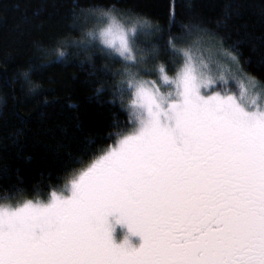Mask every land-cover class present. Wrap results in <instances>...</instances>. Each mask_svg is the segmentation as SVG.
I'll return each mask as SVG.
<instances>
[{
    "label": "snow or ice",
    "instance_id": "snow-or-ice-1",
    "mask_svg": "<svg viewBox=\"0 0 264 264\" xmlns=\"http://www.w3.org/2000/svg\"><path fill=\"white\" fill-rule=\"evenodd\" d=\"M95 11L86 36L126 69L156 55L138 46L148 20ZM199 44L169 38L171 76L126 70L132 127L66 192L0 204V264H264V85Z\"/></svg>",
    "mask_w": 264,
    "mask_h": 264
},
{
    "label": "trees",
    "instance_id": "trees-1",
    "mask_svg": "<svg viewBox=\"0 0 264 264\" xmlns=\"http://www.w3.org/2000/svg\"><path fill=\"white\" fill-rule=\"evenodd\" d=\"M113 5L152 25L138 46L156 55L139 68L126 69L86 36L98 27L95 10ZM201 34L264 85V0H0V204L62 193L130 129L126 70L156 80L155 67L164 63L171 76L169 38L183 46ZM25 71L38 85L34 92Z\"/></svg>",
    "mask_w": 264,
    "mask_h": 264
},
{
    "label": "rangeland",
    "instance_id": "rangeland-1",
    "mask_svg": "<svg viewBox=\"0 0 264 264\" xmlns=\"http://www.w3.org/2000/svg\"><path fill=\"white\" fill-rule=\"evenodd\" d=\"M202 36L199 38V39H195V40H199L200 41V44H199V47L205 51V52H208L210 54H212L219 63L223 64V70L225 71V73L227 72H233L235 71V69L233 70V65L230 61L227 60V58L223 55V54H219V53H224L225 51H221L220 49V46L218 44V42L215 40V38H212L211 36H209V34H201ZM202 38V39H201ZM190 38H187L185 39V42L187 43H191L192 41H195V40H190ZM200 53H197V55H199ZM115 55V54H114ZM116 57H118L117 55H115ZM119 59H121L120 57H118ZM122 60V59H121ZM123 61V60H122ZM125 62V61H123ZM126 63V62H125ZM232 87L234 89H237L238 88V85L235 84V82H232ZM131 127H132V124H131ZM130 127V129H131ZM129 129V130H130ZM119 136L117 137V139L115 140V142L109 146L107 149L104 150V152L106 150H108L110 147L114 146L118 140ZM90 165V164H89ZM88 165V166H89ZM87 166V167H88ZM80 173V172H79ZM78 173V174H79ZM78 174H76L72 179H74ZM71 179V180H72ZM70 180V181H71ZM70 181L64 186L63 188V192H66L67 188L66 186L70 183ZM50 200V199H49ZM49 200L45 201V202H48ZM26 202V201H25ZM24 203V202H23ZM21 203V204H23ZM19 204V205H21ZM3 205H10V204H3ZM19 205H16V206H19ZM13 207H15L14 205H11Z\"/></svg>",
    "mask_w": 264,
    "mask_h": 264
},
{
    "label": "clouds",
    "instance_id": "clouds-1",
    "mask_svg": "<svg viewBox=\"0 0 264 264\" xmlns=\"http://www.w3.org/2000/svg\"><path fill=\"white\" fill-rule=\"evenodd\" d=\"M25 73H28L27 71H25V72H22L21 73V76H22V78L26 81V82H28V85H29V92H34L33 90H32V86L30 85V83H29V81L25 78Z\"/></svg>",
    "mask_w": 264,
    "mask_h": 264
}]
</instances>
